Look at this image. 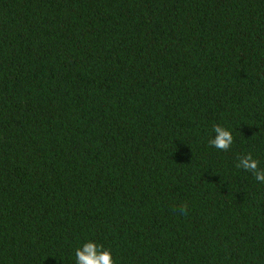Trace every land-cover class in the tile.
<instances>
[{
  "label": "trees",
  "instance_id": "1",
  "mask_svg": "<svg viewBox=\"0 0 264 264\" xmlns=\"http://www.w3.org/2000/svg\"><path fill=\"white\" fill-rule=\"evenodd\" d=\"M247 152L264 0H0V264H264Z\"/></svg>",
  "mask_w": 264,
  "mask_h": 264
},
{
  "label": "clouds",
  "instance_id": "2",
  "mask_svg": "<svg viewBox=\"0 0 264 264\" xmlns=\"http://www.w3.org/2000/svg\"><path fill=\"white\" fill-rule=\"evenodd\" d=\"M212 131L214 135L208 143L221 151H227L233 144L232 132L219 124L214 125ZM236 167L251 172L257 181L264 183V168L251 152L238 156ZM186 209L187 204L182 203L179 206L180 214H186ZM74 255L75 264H115L111 250L94 240L83 242L75 249Z\"/></svg>",
  "mask_w": 264,
  "mask_h": 264
}]
</instances>
